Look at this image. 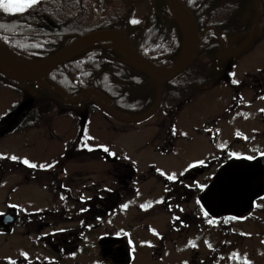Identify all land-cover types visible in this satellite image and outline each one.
Instances as JSON below:
<instances>
[{
	"label": "rangeland",
	"instance_id": "rangeland-1",
	"mask_svg": "<svg viewBox=\"0 0 264 264\" xmlns=\"http://www.w3.org/2000/svg\"><path fill=\"white\" fill-rule=\"evenodd\" d=\"M147 10L146 5H139L136 18H142ZM0 43L14 54L4 41L0 40ZM240 60L264 66V40H260ZM242 71L238 69V75H242ZM28 92L25 86L17 90L0 86V126L6 124L5 113L20 106ZM47 102L50 106L43 103L40 108L35 107L17 118L9 133L0 139V214L15 206L18 215L12 233H0V264H10L11 261L15 264H35L38 260L43 264H245V261L247 264H264V227H247L248 224H245L242 228H233L236 232L245 229V236L230 232L218 236L203 229L197 239H188L187 235L186 239L179 241V237L170 233L163 219L159 218L167 215L163 207L154 212H149V207H141L148 205L150 197L162 190L149 166L153 165L156 171H162L167 176L177 175L188 162L206 158L221 149L220 144L210 146L194 133V128L207 111L223 107L224 102L216 97V93L191 104L183 109V113L180 106L172 111L165 108V113H156L138 124L121 123L103 115L101 111L58 107L51 99ZM146 106V102L134 104L125 110V115H140ZM31 117H34V122L25 125L24 129L17 128L22 119ZM173 123H176V138L170 139L169 126ZM168 140L173 142L170 152L165 143ZM105 147L108 152L103 150ZM161 149H166L167 153L163 155ZM13 156L17 159H11ZM52 159L57 162V172L53 177L40 171L43 168L40 165L46 167ZM24 160L36 164L37 169L28 167ZM122 168L128 169L135 180L134 188L137 186L132 192L129 181L127 197L124 198L128 200L124 202L127 205L125 209L123 204L119 207L117 194L121 174L129 176ZM49 183L53 184V190ZM106 190H111L113 196L108 200L106 195L99 207L93 206L92 202L91 212L80 210L77 206L83 204L78 203L80 193L86 196L95 193L104 195ZM116 195L118 199L113 204ZM53 203L61 208L74 205L70 214L62 210L53 212V219L52 213H45L46 217L50 216L47 219L53 220L57 231L66 230L59 236H67L71 228H74L71 231L74 235V231L77 233L70 245V252L62 259L59 258L62 254L51 253L52 248L47 247L48 251L46 245L38 241V233L32 232L36 228L35 223L25 227L22 221L26 214L35 221L38 216L35 212L51 210ZM192 203L184 204L183 209H192ZM197 229L192 228L189 232ZM44 232L49 233L50 229ZM152 232H158L164 238L157 239ZM121 237L127 247L130 246V254L127 260L118 262L119 249H114L113 254L110 251L102 253L101 246H106L107 239ZM175 240L178 243L174 247L172 242ZM61 241L62 238L55 242L64 248ZM157 244H161V250L153 260ZM194 254H201L199 260ZM233 254H237L239 259L233 258Z\"/></svg>",
	"mask_w": 264,
	"mask_h": 264
},
{
	"label": "flooded vegetation",
	"instance_id": "flooded-vegetation-1",
	"mask_svg": "<svg viewBox=\"0 0 264 264\" xmlns=\"http://www.w3.org/2000/svg\"><path fill=\"white\" fill-rule=\"evenodd\" d=\"M220 30V34L214 30L216 35L213 39L215 40L211 38L208 42V44L216 43L214 45L216 47L215 60L213 62L200 63L201 65L207 66V68H212L210 72H207L209 75L200 76L201 81L194 83L191 87L185 85L188 80L186 77H176L164 84L162 99L156 111V113H165L163 112L165 108L172 111L174 107L180 106L183 113V109L194 104L196 101L198 102L206 95H212L214 93H216L218 99L224 102L223 107L217 104L219 109L207 111L200 119L199 125L194 128L195 135L202 138L210 146L214 147L220 144L221 149L218 152L206 158L195 159L188 162L180 174L174 175L175 178L173 180H169L168 176L163 174L162 171H156L153 165L149 166V169L152 170V173L159 180L157 182L159 186H162V190H159L156 195L150 197L148 211L154 212L158 208L163 207L167 215H161L159 218L163 219L170 233H175L179 237V239H177L179 241L186 239L187 235H189L188 239H197L203 229L215 235L217 234L218 236L225 235L228 232L239 236H245V229L236 232L233 228L239 226L242 228L245 224H248L247 227H264V194L254 199L247 213L239 215H219L214 217L207 213V216H205V211L201 204L200 198L202 194L216 175L222 172L226 166L239 160L252 161L264 155V66H256L252 65L250 62L240 60L252 51L260 40H264V1L252 0L250 6H248L247 10L244 12V15L239 18L236 23L233 22L228 29ZM252 34H258V37L235 57L229 65L224 66L222 62L216 60L220 50L239 47L241 43L244 42L245 38ZM217 35H219L218 38ZM238 69H243L242 75H238ZM146 81L150 83V89L153 92L152 105L156 97V85L148 78H146ZM165 92L166 97H164ZM167 94H171L172 96L169 97ZM178 94L181 96H178ZM17 118L19 117L11 116V111L5 113L4 119L6 120V124L0 126V139L9 133V130L12 129ZM27 120L28 118L22 119L20 121L22 124L19 123L17 128H25ZM175 125L176 123H173L172 126H169L170 139L171 137L176 138ZM186 139H189V137ZM165 143L169 147L168 152H170L173 149L172 140H168ZM166 151V149L160 150L163 155ZM56 165L57 162L55 159H52L50 166L40 168V171L42 173L46 172L47 176L53 177L55 176V171L57 172L55 168ZM122 170L127 172L129 176L123 173L121 174L119 178L120 191H117V194L119 193V207L123 204V209H125L124 202L128 200L124 198L127 197L126 187L130 185L129 181H131L132 184V192L137 189V186L134 188L133 184L135 180L130 175L131 173L128 172V169L124 170L122 168ZM49 185L51 187L50 189L53 190V184L49 183ZM88 195L89 196H86L85 193H80L78 195V203L83 204L81 206L77 205L80 210L86 209L84 211L87 212H91L92 202L93 206L99 207V205L103 203L106 195L108 200L113 196L111 190H106L104 195H100L99 193ZM58 196L60 197L61 195ZM64 197L65 196H63V198ZM117 199L118 195H116L115 202ZM190 202H193L191 206L192 209H183V207H185L184 204ZM73 208V204L71 207L69 205L67 208H61L59 205L57 206L53 203L51 219L54 218L55 212L58 213L62 210L63 212L69 213ZM12 209L9 207L8 212ZM41 212L43 214H39ZM36 215L38 216L35 221L32 220L28 214L23 217L22 221L25 227H28L31 223H35L37 232L41 233L39 239L42 242L50 244L49 247L58 254H62V256L69 253L73 237L76 236L75 231V235L71 232L74 228L68 230L67 236H59V234H64L66 230L57 231L53 224V220L47 219V217L50 218V216L46 217L44 211H39ZM209 220L212 221L211 224L208 223ZM248 220L249 222H247ZM192 228L199 229L189 232ZM47 229H50L49 233L44 232V230ZM51 230L53 232H51ZM152 236L157 239L164 238V235L158 232H152ZM54 238H56L57 241L62 238L60 243L64 244V248L56 244ZM110 241L118 242L116 244ZM171 241H173V239H171ZM106 243L110 248L108 250L112 252V254L114 249L119 247L117 248L119 249V260L123 259L122 256L125 254V248L123 246L125 242L122 237L119 239H107ZM177 243L176 240L172 242L174 247ZM116 245L117 247H115ZM160 246L161 244L155 246L156 250L153 254V260L157 258V252L161 250ZM193 256H196L198 259L201 257V254H194ZM37 264L43 263L38 261Z\"/></svg>",
	"mask_w": 264,
	"mask_h": 264
},
{
	"label": "trees",
	"instance_id": "trees-1",
	"mask_svg": "<svg viewBox=\"0 0 264 264\" xmlns=\"http://www.w3.org/2000/svg\"><path fill=\"white\" fill-rule=\"evenodd\" d=\"M181 1L192 13L199 32L213 28L220 34V29H228L244 15L252 0ZM139 5H146L148 9L142 18L135 17ZM133 20L139 23L133 24ZM100 30L124 33L139 55L156 65L174 64L182 51L180 28L163 0H39L23 13L0 10V40L15 54L33 60L52 55L74 39ZM211 38L210 34L206 36L193 63L177 77L188 78L185 85L191 87L201 81L200 76L209 75L207 72L212 70L200 64L215 60L216 43L208 44ZM147 81L145 75L123 63L116 48L100 45L91 46L60 64L47 78L51 87L69 98H76L87 90L99 92L122 113L134 104L151 105L153 92ZM7 83L25 86L34 94L31 109L40 108L43 103L49 105L47 101L51 99L58 107L99 110L90 101L73 106L45 89L33 84H17L0 75V86L7 87Z\"/></svg>",
	"mask_w": 264,
	"mask_h": 264
},
{
	"label": "water",
	"instance_id": "water-1",
	"mask_svg": "<svg viewBox=\"0 0 264 264\" xmlns=\"http://www.w3.org/2000/svg\"><path fill=\"white\" fill-rule=\"evenodd\" d=\"M170 15L181 29L183 36L182 52L177 62L167 71L159 73L155 67L146 62L137 52L129 38L117 30H102L78 37L56 53L37 61H29L31 68H19L5 62L0 56V74L12 81L20 83H33L38 87L63 98L67 103L78 105L91 99L92 96H99L101 100L105 97L98 92L86 91L84 97L70 99L62 92H57L46 81V78L62 63L74 58L84 49L100 44L99 39H110V47L117 48L123 57V63L131 66L136 71L148 77L156 85V97L153 105L144 113L137 116H128L120 113L114 107L102 102H93L107 115L117 121L129 124L141 123L155 114L163 93L164 84L183 73L194 61L200 47V35L196 22L180 0H163ZM258 34H252L245 38L244 42L236 48L222 49L216 60L224 66L230 64ZM30 69V70H28ZM33 94L30 93L26 101L17 109L15 115L26 110L33 102ZM264 194V155L252 160H239L226 166L212 180L209 187L201 196V203L204 209L212 216L221 214L239 215L250 209L253 200ZM14 217L11 215L0 216V230L9 232Z\"/></svg>",
	"mask_w": 264,
	"mask_h": 264
},
{
	"label": "snow or ice",
	"instance_id": "snow-or-ice-1",
	"mask_svg": "<svg viewBox=\"0 0 264 264\" xmlns=\"http://www.w3.org/2000/svg\"><path fill=\"white\" fill-rule=\"evenodd\" d=\"M39 2V0H0V10H3L5 13H23L25 11H27L29 8L33 7L34 5H36ZM133 24L139 23V21L137 20H133L131 21ZM235 83V81H234ZM103 150L105 152H108V149L105 147L103 148ZM250 158V157H249ZM11 159L16 160L17 157H11ZM24 164L28 165V167L30 168H35L37 167L36 164H32L29 163V161L24 160L23 161ZM40 167H44V165H40ZM175 178L174 175H170L168 176L169 180H173ZM150 205H142L141 207H149ZM15 207V206H13ZM125 208L127 207V205L124 206ZM205 216H207V213H204ZM208 223H212L211 220L208 221ZM195 246V245H193ZM25 255L26 254H23ZM233 258L239 259L237 254H233ZM10 264H15L14 261H11ZM245 264H247V262L245 261Z\"/></svg>",
	"mask_w": 264,
	"mask_h": 264
},
{
	"label": "bare ground",
	"instance_id": "bare-ground-1",
	"mask_svg": "<svg viewBox=\"0 0 264 264\" xmlns=\"http://www.w3.org/2000/svg\"><path fill=\"white\" fill-rule=\"evenodd\" d=\"M99 43L101 44H112V41L110 39H99L98 40ZM0 56L1 58L7 62L10 65H13L15 67H19V68H31V64H29L28 61L21 59L19 57H16L14 54H12L10 51L6 50L0 43ZM155 69L159 72V73H163L165 71H167L169 68H157L155 67ZM27 70V69H26ZM30 70V69H28Z\"/></svg>",
	"mask_w": 264,
	"mask_h": 264
}]
</instances>
